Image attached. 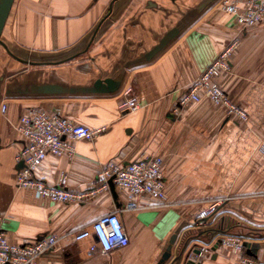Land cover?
I'll return each instance as SVG.
<instances>
[{"label":"crops","instance_id":"crops-1","mask_svg":"<svg viewBox=\"0 0 264 264\" xmlns=\"http://www.w3.org/2000/svg\"><path fill=\"white\" fill-rule=\"evenodd\" d=\"M221 1L13 0L0 35L13 54L0 44V215L9 242L57 236L56 246L38 257L44 264H157L173 235L171 256L185 236L210 229L188 243L186 251L204 250L194 264H245L221 244L213 249L227 235L249 242L245 253L264 262V195L255 196L264 190V67L257 68L250 52L262 25L242 29ZM234 1L241 12L244 0ZM234 41L240 45L216 80L246 118L229 116L204 94L177 108ZM105 78L115 82L114 91L95 88V81ZM129 98L137 107L123 112L120 105ZM31 107L104 127L93 140L75 142L71 157L48 154L35 169L50 185L66 174V187L84 194L82 202H53L15 186L21 146L16 126ZM155 155L162 158V201L129 197L117 187L112 194L95 181L110 161L125 164ZM230 191L237 196L207 216L210 226L197 228L204 208L187 202ZM129 201L135 207L125 209ZM117 208L127 246L104 255L90 250L92 236L73 239L76 230Z\"/></svg>","mask_w":264,"mask_h":264},{"label":"built area","instance_id":"built-area-1","mask_svg":"<svg viewBox=\"0 0 264 264\" xmlns=\"http://www.w3.org/2000/svg\"><path fill=\"white\" fill-rule=\"evenodd\" d=\"M221 8L229 14H236V20L242 29L264 20V0H244L243 10L234 0H222ZM234 41L227 46L217 58L201 73L199 78L185 92L178 101L177 108L186 102L199 101L204 94L210 102L225 108L229 116L240 120L246 118V113L234 104L228 94L214 82L219 68L226 69L228 54L236 44ZM137 107L134 98L125 99L120 108L123 112L132 111ZM5 104L1 105V112L5 111ZM16 130L20 135L21 146L15 155L16 173L15 186L18 189H29L39 197L53 202L83 201L84 194H78L66 187V174H61L56 185H50L35 176V169L48 154L71 157L75 153L74 143L79 140H93L104 127H88L76 124L67 117L53 113L49 114L35 107L28 108L18 118ZM112 180L115 187L127 191L129 197L148 195L152 199L162 201L164 194V173L161 156L137 159L125 164L108 162L97 173L95 181L100 187L109 188L108 181ZM220 202V201H219ZM219 203H216L218 205ZM216 205L212 210L215 209ZM135 205L129 201L125 209H132ZM119 208L98 216L89 227H82L73 233V239L80 241L93 237L90 250L109 254L113 250L125 247L129 243L128 234L119 216ZM207 211L201 212L195 222L196 227L207 218ZM5 218L0 215V264H44L38 262V257L44 252L52 250L57 242V236L50 234L40 236L34 240L19 244L9 242L2 223ZM238 239V238H237ZM221 239V243H223ZM236 249L244 250L243 242L236 241ZM200 249L198 254L192 253L195 261L203 256ZM245 264H264L249 256L244 258Z\"/></svg>","mask_w":264,"mask_h":264},{"label":"rangeland","instance_id":"rangeland-1","mask_svg":"<svg viewBox=\"0 0 264 264\" xmlns=\"http://www.w3.org/2000/svg\"><path fill=\"white\" fill-rule=\"evenodd\" d=\"M222 2V1H221ZM221 5V3H220ZM264 21V20H263ZM262 21V22H263ZM262 22H259V23H255V24H251L249 26H261V31L260 32H256L254 35L257 36L256 40L254 42H252L253 44L251 45V49H250V52H255L256 54V61H257V68H263L264 67V25L263 24H260ZM240 26V25H239ZM241 27V26H240ZM248 27V26H247ZM263 30V31H262ZM240 45V41L236 42V44L231 48L229 54H228V60L230 61L232 58H233V54L237 51L238 47ZM230 47V46H229ZM83 53H79L77 55H74L71 59H79V56H81ZM81 58V57H80ZM67 61V60H65ZM227 68H229V64L227 66ZM226 68V69H227ZM225 70L224 68H219L217 73L220 71V70ZM216 77H217V74L215 75L214 77V82H217L216 80ZM219 85V84H218ZM220 87V86H219ZM221 88V87H220ZM210 101V100H209ZM225 109V108H224ZM262 149H264V145L261 146ZM256 191H259L255 194L256 197H260L262 195H264V190H256ZM233 196H237V194H232V192L230 191V194L228 196H224V197H219V198H207V199H200V200H194L192 202H187L188 206H192L193 208H196V209H203L201 211L198 212V216L201 212H204V211H207V214L209 215L212 211H214L216 209V207L218 205H220L222 203L223 200L225 199H229L228 197H233ZM209 199V200H208ZM220 201V202H219ZM216 203H219L218 205H216ZM190 204V205H189ZM216 205L215 209L212 210L214 208V206ZM212 217V216H211ZM198 218V217H197ZM204 222L203 224H201L199 227L200 229H202L206 224L209 225V223H206ZM197 226V225H195ZM196 233L192 234V235H195ZM191 234L187 235V239L188 237L190 236ZM213 238H215L214 236L211 237L210 239H208L211 243V241H213ZM238 237H235V236H230V235H227V236H224L222 237L223 239V243L220 242L221 246L223 247V249H225L226 251H228L230 253V255L232 256H235L240 262H243L244 258L246 257H249L246 253H245V250H242V251H238L236 249V241L239 240V241H242L241 238H238ZM184 239L186 240V236L184 237ZM183 239V240H184ZM221 240V239H220ZM182 242V241H181ZM190 242V241H189ZM188 240H187V246H188ZM207 245H209V242L207 243ZM178 247V246H177ZM178 249V248H177ZM176 249V250H177ZM204 251V250H203ZM192 255V253L190 254V256ZM204 255V253H203ZM203 257V256H202ZM202 257H200V259H196V260H201ZM193 259V258H192ZM255 260H258L257 258H254ZM195 260V261H196Z\"/></svg>","mask_w":264,"mask_h":264},{"label":"water","instance_id":"water-1","mask_svg":"<svg viewBox=\"0 0 264 264\" xmlns=\"http://www.w3.org/2000/svg\"><path fill=\"white\" fill-rule=\"evenodd\" d=\"M13 0H0V35H1V31L3 29V26L5 24V21L7 19V16L9 14L10 8L12 6ZM0 44L5 48V50L13 56V54H11V52L7 49V47L5 46V44L2 42V40L0 39ZM76 55V54H74ZM72 55V56H74ZM71 56V57H72ZM15 58H17L16 56H14ZM19 59V58H17ZM68 59V58H67ZM20 60V59H19ZM25 63H29V64H40L42 62H35V61H27V60H22ZM116 84L115 82L111 79V78H105V79H97L95 81V88L98 90H105L107 89L108 91H114L116 89ZM108 186H109V190L112 192V194H115V185L112 182V180L108 181ZM206 220V219H205ZM210 229L209 230H204L201 231L199 230L195 235H190L187 239L186 236V240H182V242L178 245V249L176 250L175 254L173 256L172 252H171V247L175 241L176 235H173L170 239L169 242L167 244L166 249L164 250V252L161 255V258L159 259V261L157 262V264H194V260L191 258L190 254L194 253V254H198L200 252L199 248H193L189 251L187 250V240L192 241V240H196L197 238H199L203 233H210ZM221 240L218 239L213 246V249L220 244ZM243 246L249 247L250 244L249 242H243Z\"/></svg>","mask_w":264,"mask_h":264},{"label":"bare ground","instance_id":"bare-ground-1","mask_svg":"<svg viewBox=\"0 0 264 264\" xmlns=\"http://www.w3.org/2000/svg\"><path fill=\"white\" fill-rule=\"evenodd\" d=\"M194 263H195V261H194Z\"/></svg>","mask_w":264,"mask_h":264}]
</instances>
